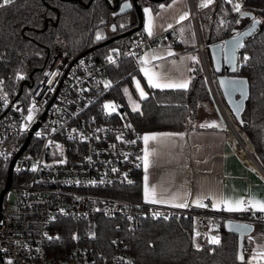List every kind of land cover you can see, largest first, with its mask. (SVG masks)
I'll return each mask as SVG.
<instances>
[{
	"label": "built area",
	"instance_id": "1",
	"mask_svg": "<svg viewBox=\"0 0 264 264\" xmlns=\"http://www.w3.org/2000/svg\"><path fill=\"white\" fill-rule=\"evenodd\" d=\"M235 3L242 6V0H232L229 3L232 10ZM189 14L207 88L203 97L205 100L209 97L216 116L219 104L232 121L209 71L202 41L195 33L196 9L192 0ZM166 29L152 37L143 35L130 39L121 51L109 54L113 61L122 56H134L136 69L141 66L139 57L147 48L164 44L173 47L178 43L176 28ZM110 63L106 56L97 60L92 51L70 54L66 42L58 36L26 99L9 93L0 80V192L4 188L0 195V264H8L9 260L12 264H135L131 253L116 236L111 237L108 244L98 240V215L118 217L127 227L143 217L187 216L193 221L192 242L194 244L195 237L199 245L207 242L204 233L219 237L211 233L216 222L225 219L244 223L264 221V213L213 210L208 198L203 200L208 205L206 208L196 205L177 208L146 203L140 197L105 189L133 184L141 164L138 159L141 157L140 133L129 121L106 120L103 102H97L105 87V68ZM33 104L37 110L29 122L25 117ZM24 124L28 125L26 129L22 127ZM37 132L41 135L37 136ZM232 149L239 157L235 148ZM61 160L64 163H60ZM33 166L35 171H32ZM113 168L117 171L113 172ZM10 187L13 197L5 200ZM155 212L163 215L155 216ZM58 217L73 220L67 239H57L58 229L61 233L65 229ZM195 232L201 235L197 237ZM62 245L66 246L60 249ZM106 245L112 249H106Z\"/></svg>",
	"mask_w": 264,
	"mask_h": 264
},
{
	"label": "trees",
	"instance_id": "2",
	"mask_svg": "<svg viewBox=\"0 0 264 264\" xmlns=\"http://www.w3.org/2000/svg\"><path fill=\"white\" fill-rule=\"evenodd\" d=\"M121 1L15 0L0 8V80L4 88L26 99L46 64L53 40L58 36L66 42L67 50L72 55L92 51L99 60L107 57L112 49L121 51L126 41L143 36V8L150 6L155 9L158 3L167 0H129L131 8L117 14L115 10ZM194 7L212 76L215 72L207 46L241 30L253 17L260 21L255 30L241 41L244 46L237 48L236 68L231 72L247 78L248 91L241 110V121H236L229 114L248 138L235 130L241 142L256 162L264 167V0H242L241 11L251 13L250 16H241L233 11L227 0H213L207 7ZM237 20L240 23L237 24ZM111 24L115 25V30L111 29ZM128 29L131 31L120 34ZM98 32L104 39H96ZM115 34L116 37L108 40ZM177 44L191 49L192 53L197 52L192 27L189 41L182 43L179 38ZM134 61V56H122L105 68L106 80L109 79L111 83L109 87H104L97 102L101 103L109 97L121 103L119 112H107L106 120L129 121L140 133L146 130L180 129L185 123L193 126L200 119V110L210 111L202 108L204 105L206 107V102L203 105L201 101L207 88L201 63L192 60L189 69L193 70L189 71L190 84L187 90L152 89L145 84L147 98H139L137 111L129 109L121 89L125 81L130 83V74L135 72ZM135 176L136 180L131 185H112L105 189H115L117 192H113L116 194L139 198L140 170ZM58 221L65 224V229L63 233L58 229L60 235L57 239H67L74 226L73 220L58 217ZM222 223H215L220 243L206 242L199 249L192 242L193 221L183 215L167 219L143 217L132 227H127L118 217L98 215L96 237L99 236L100 242L108 244L109 239L116 236L131 253L135 264H264V261L248 259L246 254L251 241L243 234L225 230ZM246 224L252 231L264 233V221ZM65 246L62 245L60 249ZM105 248L112 249L109 245ZM241 254L245 258L243 261L237 258Z\"/></svg>",
	"mask_w": 264,
	"mask_h": 264
},
{
	"label": "crops",
	"instance_id": "3",
	"mask_svg": "<svg viewBox=\"0 0 264 264\" xmlns=\"http://www.w3.org/2000/svg\"><path fill=\"white\" fill-rule=\"evenodd\" d=\"M189 3L190 0H176L174 4L173 0L158 3L156 8L153 9L155 19L154 35L160 30L166 29L168 24L176 28L180 39V30L183 25L189 26V28L192 27L193 29L189 14ZM200 3L201 0H196V5ZM160 4H165L166 6L173 4V6L171 8L165 7V9H160ZM145 7L152 9L150 6ZM184 12L188 13V17L180 21L179 16ZM142 14L143 25L145 18L143 10ZM143 33V35H148L144 32V29ZM153 49L157 50L163 59L151 61V65H166L172 75L189 79L190 72L188 69L190 68V59H187V57L193 56L191 49L179 46L178 44L173 47L164 44L147 48L141 56L151 53ZM167 51H171L173 55L168 56ZM173 61L176 62L175 65H173ZM140 67L136 68L135 71L138 70L140 73L141 85L145 89L147 80L143 76V73L140 72ZM154 70L160 71L161 69ZM203 118H213L219 126L201 128L200 120ZM154 132L185 134L182 138L176 137L174 143L171 140L160 141L159 143L150 142L149 147L150 149H154V152L150 157L152 164L148 175L150 183L157 185L158 191L175 192L181 195L188 193L187 199L189 205H195L192 201L201 195L209 197L210 206L212 203L211 197L219 196L239 199L252 195L257 199L264 200V168L252 157L238 135L236 136L234 130L228 128L219 116L215 117L214 112L200 110V119L193 126L185 123L180 129L146 130L140 132V156L143 155L144 149L141 137L146 133ZM232 147L235 148L239 157L234 153ZM144 175L143 161L141 159L140 198L142 199ZM213 210L224 211L222 206L219 209ZM260 238L261 240L264 239L261 236Z\"/></svg>",
	"mask_w": 264,
	"mask_h": 264
},
{
	"label": "snow or ice",
	"instance_id": "4",
	"mask_svg": "<svg viewBox=\"0 0 264 264\" xmlns=\"http://www.w3.org/2000/svg\"><path fill=\"white\" fill-rule=\"evenodd\" d=\"M176 2V0H173V4ZM229 3H232V0H228ZM13 3V0H2V4H0V7L6 6ZM213 0H201V3L199 4V7H207L208 5L212 4ZM173 4H168L167 6L165 4H160V9L171 8ZM131 5L129 3H124L121 6V12H123L125 9L130 8ZM233 11L240 13L241 16H250L251 13L246 11H241V5L239 3H235L233 5ZM144 13V23H143V29L144 32L148 34L149 37H152L155 29V19L153 16V9L149 7L143 8ZM159 15V13H157ZM188 17V13L184 12L179 16V20L183 21ZM236 23H240L239 20L236 21ZM260 23L259 20H257L255 17L252 18V28L255 27L256 24ZM121 27H124V25H121ZM168 28H171L172 25L168 24ZM113 30H115V25L113 26ZM167 30V29H164ZM251 31V28L249 29V32ZM248 33H242L237 32L231 40L232 47L229 49L228 52L225 53V61L227 63H232L235 60V49L238 47H243L244 45L241 43V37L244 35H247ZM97 40L104 39L103 35L101 33H97L96 35ZM229 42L225 41L223 46L227 48ZM117 49H112L111 52H117ZM129 55H135L134 53H129ZM168 56H172L173 53L171 51H167ZM163 57L160 56L157 52V50L153 49L151 53H146L143 56L139 57V62L141 64L140 72L143 73V76L147 80L148 87L152 89H175V90H187L190 84V79H183L179 76L172 75L170 71L167 69L166 65L160 64V65H151V61H157L162 60ZM184 59V58H182ZM187 59H190L196 63H199L198 58L195 56L187 57ZM245 60L248 59L247 56L244 57ZM107 60L109 62L113 61V56L109 54L107 56ZM83 63V62H82ZM173 65H175V61L172 62ZM154 69H161L160 71H156ZM193 69H188V71H192ZM235 70V69H234ZM46 76L51 75V73H45ZM133 83L135 84L136 91L139 94V98L141 100L147 98V93L144 91V89L141 87V84L138 80H136L135 76H133ZM220 85L226 89H231L233 91L237 90L238 86H240L243 81L238 80H229L224 79L221 80ZM105 88L110 86V83L105 81L104 82ZM125 94H128V89H124ZM130 103L133 105V111H137L139 109V104L135 101L131 100V97H129ZM5 104H7V100L5 99ZM104 109L108 113H113L116 111V105L112 103H105L103 105ZM36 105L33 104L31 107L28 108V115L25 117V120L32 121L34 112L36 111ZM238 110V109H237ZM217 123L215 121L208 123V124H201L200 127H217ZM24 129L28 127L27 124H24L22 126ZM126 127H130V125H126ZM37 136H40L41 133L37 132ZM184 133H173V132H154V133H146L144 134L141 139L144 143V149H143V155L141 157H138V159H142L143 161V168H144V178H143V199L146 203L150 204H167L171 205L173 207L177 208H186L189 206V201L187 199L188 193H185L183 195L175 193V192H168V191H158L157 185L151 184L149 180V169L152 164V161L150 160V157L153 155L154 149H150L149 145L150 142H156L159 143L160 141H166L171 140L173 143L175 142L176 137H183ZM117 139H121V137L118 135ZM128 143H136V141H127ZM57 148H59V145H56ZM125 158L127 159V155H125ZM60 163H64V161H59ZM36 167L33 166L32 171H35ZM113 172H116L117 169L113 168ZM93 183H95L93 181ZM128 183H132L131 181H128ZM209 197L206 196H198L195 200L192 201L193 204H195L198 207L206 208L208 207L207 204L203 203L204 199H207ZM212 203L211 207L213 209H219L221 206L223 207L224 211L227 212H246V211H252L253 213H264V200L257 199L255 196L250 195L247 198L241 197L239 199L236 198H227L224 196L219 197H211ZM155 216H161L163 215L160 212H155ZM165 219H167V216H164ZM131 219V217H129ZM249 225H237L234 229L235 231H239L241 233L246 232L249 229ZM201 233L195 232V236H200ZM207 238V242L210 244H219L220 238L218 236L212 235L209 236L207 233L203 234ZM249 240H252L253 238L251 236L248 237ZM115 243V241H113ZM194 244L197 249L200 248V245L198 243H195V237H194ZM239 260H244V256L238 255L237 257ZM264 259V250H261L257 252L256 256H254L252 259ZM8 264H12V261L9 260ZM131 264V262H129Z\"/></svg>",
	"mask_w": 264,
	"mask_h": 264
},
{
	"label": "water",
	"instance_id": "5",
	"mask_svg": "<svg viewBox=\"0 0 264 264\" xmlns=\"http://www.w3.org/2000/svg\"><path fill=\"white\" fill-rule=\"evenodd\" d=\"M124 3H129L131 5L129 0H123V1H121L118 4V7L115 10V13H117V14L124 13V12L128 11L131 8L130 7L128 9H125L123 12H121V6ZM255 18L258 20L257 17H255ZM257 25L258 24H256L255 27L252 28L251 27L252 26V20H251L250 23L247 26H245L241 30L237 31V32H242V33H248L247 35H244V36L241 37V41L246 36L250 35L255 30ZM110 27L112 29L113 25L111 24ZM250 28H251V31L249 32ZM129 31H131V29H128V30H126V31H124V32H122L120 34H126ZM195 33L197 34L198 38H200L197 21H195ZM236 33L230 35L229 37H227V38H225V39H223L221 41H217V42L209 44L207 46V49H208V53H209L212 69L215 72L214 80H215L217 88H218V90L220 92V95H221L223 101L225 102L229 112L233 115V117L236 119V121L240 122L241 121V110H242V107H243L244 100H245V98L247 96L248 85H247V78L245 76L238 75V74H235V73H231L236 68L237 48L235 49V60L232 63H227L225 61V53L228 52L229 49H231V47H232L231 40H232V37ZM114 37H116V34L112 35L111 37H109L108 40H110V39H112ZM225 41L229 42L227 48H225L223 46ZM224 79L243 81V83L240 86H238L237 90L233 91L231 89H226V88H224V87H222L220 85L219 82L221 80H224ZM105 81H106V79H104V82ZM212 121H214L213 118H203V119L200 120V124H208V123H211ZM23 146H24V144H22L20 149H22ZM10 169H11V163L8 165V169H7L6 185H7L8 181H9V178H10ZM3 189L1 190L0 195L2 194ZM244 224H246V223L241 222V221L231 220V219H225L223 221V223H222V227L225 230H227V231L237 232L239 234H243V233H241L239 231H235L234 229L236 228L237 225H244Z\"/></svg>",
	"mask_w": 264,
	"mask_h": 264
},
{
	"label": "rangeland",
	"instance_id": "6",
	"mask_svg": "<svg viewBox=\"0 0 264 264\" xmlns=\"http://www.w3.org/2000/svg\"><path fill=\"white\" fill-rule=\"evenodd\" d=\"M194 5H196V0H194ZM189 8H190V3H189ZM194 32V30H193ZM180 35H181V40H182V43H187L189 41V37H190V28L189 26H185L183 25L181 30H180ZM194 41V40H193ZM193 55L195 57H199L198 55V52L197 53H193ZM207 60V59H206ZM199 61H200V58H199ZM201 63V62H200ZM210 71V70H209ZM211 72V71H210ZM133 76H135L136 80H138L141 84V76H140V73L137 71L133 72L130 74V83L128 81H125L123 84H122V95L124 97V100H125V103L126 105L128 106L129 109H133V105L132 103H130V100H129V97H131V100L132 101H135L136 103L139 102V94L138 92L136 91V88H135V84L133 83ZM214 77V76H213ZM107 82L111 83V81L109 79L106 80ZM141 87L143 88V86L141 85ZM127 88L128 89V94H125L124 92V89ZM144 89V88H143ZM145 91V89H144ZM205 95V94H203ZM103 105L105 103H112V104H115L116 105V111H118V107L119 105L121 104L119 101L117 100H114L113 98H105L103 99ZM202 104L206 102V107H202L203 109H206L208 108V110L210 111H213V108H212V105L210 103V99L209 97L206 98L205 100V97L202 96ZM208 106V107H207ZM104 108V107H103ZM105 110V109H104ZM217 110H218V115L219 118L226 124V126L228 128H231L235 130H238V128L236 127V125L230 120L226 110L220 106L219 104H217ZM106 111V110H105ZM107 112V111H106ZM214 112V111H213ZM228 113H229V110H228ZM215 114V113H214ZM215 117H216V114H215ZM240 134H242L240 132ZM256 155V154H255ZM262 166V165H261ZM13 197V190L12 188L10 187L9 190H7L6 194H5V200H11ZM215 229V228H214ZM216 232V233H215ZM211 233L212 234H218L219 235V230L216 229V230H211ZM243 235L248 239L249 236H251L253 239L252 240H249V242L251 241V246H250V249L247 251V258L250 259V260H253L252 258L254 256H256L257 252L261 251V250H264V239L261 240L260 236L261 237H264V233H262L261 231H258V232H254L252 231V229H248L246 232H243ZM253 261H264V259H255Z\"/></svg>",
	"mask_w": 264,
	"mask_h": 264
},
{
	"label": "bare ground",
	"instance_id": "7",
	"mask_svg": "<svg viewBox=\"0 0 264 264\" xmlns=\"http://www.w3.org/2000/svg\"><path fill=\"white\" fill-rule=\"evenodd\" d=\"M233 130H234V133L236 134V136H237V133H236V131H235V129L233 128Z\"/></svg>",
	"mask_w": 264,
	"mask_h": 264
},
{
	"label": "flooded vegetation",
	"instance_id": "8",
	"mask_svg": "<svg viewBox=\"0 0 264 264\" xmlns=\"http://www.w3.org/2000/svg\"><path fill=\"white\" fill-rule=\"evenodd\" d=\"M214 78V77H213ZM216 84V83H215ZM217 86V85H216Z\"/></svg>",
	"mask_w": 264,
	"mask_h": 264
}]
</instances>
